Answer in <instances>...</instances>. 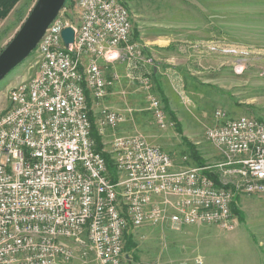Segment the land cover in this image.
Segmentation results:
<instances>
[{
  "label": "built area",
  "instance_id": "1",
  "mask_svg": "<svg viewBox=\"0 0 264 264\" xmlns=\"http://www.w3.org/2000/svg\"><path fill=\"white\" fill-rule=\"evenodd\" d=\"M68 1L37 45L39 71L10 91L0 116V264L71 262L87 247L99 264H127L125 235L132 228L233 229L236 195L264 194V121L218 111L206 137L220 161L178 167L144 134L115 136L124 115L102 105L94 123L103 140L111 139L109 151H98L90 110L119 78L107 77L100 61L123 59L135 69L144 58L125 3ZM69 26L75 37L66 45L62 32ZM140 80L157 126L169 128L174 122L150 74Z\"/></svg>",
  "mask_w": 264,
  "mask_h": 264
},
{
  "label": "rangeland",
  "instance_id": "2",
  "mask_svg": "<svg viewBox=\"0 0 264 264\" xmlns=\"http://www.w3.org/2000/svg\"><path fill=\"white\" fill-rule=\"evenodd\" d=\"M37 1L18 0L6 16L0 15V49L3 50L13 39ZM121 1L130 10L132 18L134 17L135 27L143 25L144 30L135 29L143 32L145 36V34L150 35L154 29H159L152 25L170 22L169 17L174 18L171 14L177 13L174 10L175 5L181 0H165L166 3L163 0ZM259 1L224 0L226 28L223 35L225 40L241 43L226 41L222 45L225 54V68L222 73L212 77V82L222 87H188L187 93L180 92L182 87H170L167 92L169 98L166 96L167 100L164 103L162 95L158 90L156 92L152 80L151 87L156 95H159L165 110L167 111V107H165L167 104L174 113L176 112L175 119L179 122L176 120L174 122L170 112L167 111L168 117L173 120L174 124L167 129H160L150 108L149 92L143 89L140 82H137L134 87L136 90L135 99H128L120 95L114 98L118 108L116 110L123 113L125 121L113 134L115 136L144 134L152 144L169 152L178 167L190 163L196 164V159L192 155H196L204 164L211 165L219 162L220 151L206 137L207 128L214 126L217 122L216 113L218 111L226 112L227 116L231 118L244 115L254 116L264 121V59L241 60L244 63V71L239 73L240 70L237 69L240 64L238 58L253 57L264 51V44L244 43V40L250 39L248 34L255 29H251V23H245L241 17L246 14L244 11L248 10L246 5L244 6L245 2L257 3ZM169 3H173L174 8L171 9ZM66 4L70 5V2L66 0ZM230 5L235 6L230 8ZM22 12H24L25 20L20 24L18 19ZM252 24L255 26V23ZM213 29H209L208 35L219 36L215 30L211 31ZM252 35L257 34L253 33ZM183 46L189 49L186 44ZM197 47V50H200L202 45H197ZM141 51L144 55H148L146 50ZM40 60L39 54L34 50L27 59L0 82V116L10 106V91L39 71ZM100 62L106 76L112 78L114 69L104 60ZM115 68L123 75L127 70V65L124 61H117ZM206 76L207 74L203 77L205 80L208 79ZM198 79L200 80V76ZM185 94L189 95V99ZM102 105L103 103H100L93 107L95 118H97L98 109ZM125 107H127L126 110H124ZM132 107L137 110H132ZM137 113H139L140 124L136 122V120L138 121ZM123 126L129 132L123 134L120 131ZM147 132L150 133V136H147ZM110 139L108 138V140ZM108 140L101 138L102 146L106 151L110 150ZM185 156L188 157V161L184 163ZM226 179L234 180L230 177H226ZM236 197L233 210V229L226 230L214 224L181 227L146 225L130 229L129 231L133 235L130 238L132 247L126 250L127 240H125L124 247L125 253L129 252L128 255L131 257L127 264H197V259H203L204 264H264V194L238 193ZM60 264L99 263L96 261L94 253L87 247L86 250H80L78 257L73 261Z\"/></svg>",
  "mask_w": 264,
  "mask_h": 264
},
{
  "label": "crops",
  "instance_id": "3",
  "mask_svg": "<svg viewBox=\"0 0 264 264\" xmlns=\"http://www.w3.org/2000/svg\"><path fill=\"white\" fill-rule=\"evenodd\" d=\"M170 5L171 9L174 8L173 3ZM234 6L230 5L229 7L232 8ZM244 6L248 10L244 11L246 14L241 17H243L242 19L245 23H251V29H255L248 34L250 39L244 40V43L264 44V0H260L257 3L245 2ZM174 10L177 12L176 14H171L174 18L169 17L170 22L167 24L157 23L152 25L159 29H154L150 35L145 34L144 36L143 32L141 33L137 30L139 28L144 30L143 25L138 27L134 25V39L141 44L142 50H146L148 55L142 53L144 60L135 69L129 67L123 59L107 63L114 69L112 70L114 75H119V78L107 98L101 102L104 106L118 109L114 98L119 95L128 99H135L136 90L134 87H136L137 82H140L142 86L140 78L146 74H150L156 92L157 87H161L168 98L167 92H169L170 87H182L181 93H187L188 87H222L212 82V77L222 73L225 68V54L222 45L226 41L241 43L234 40H225L226 38L223 35V31L226 28V5L224 0H181L180 3H176ZM163 19L162 21L165 23ZM252 23H255V26ZM210 28H214L211 31L215 30L219 36H209ZM253 33L257 35L253 36ZM184 44L189 49H186L183 46ZM197 45H202L200 50H197ZM238 59L240 64L237 69L240 70V73L244 71V63L241 60L264 59V51L257 53L253 57ZM117 61H124L127 65L125 74L121 75L115 68ZM205 74L208 77L206 80L203 78ZM199 76L201 81L198 79ZM186 98L189 99V95H186ZM134 109L132 107V110ZM138 114V121L136 120V122L140 124L141 121ZM120 131L123 134L129 132L124 126ZM147 136H150L149 132H147Z\"/></svg>",
  "mask_w": 264,
  "mask_h": 264
},
{
  "label": "water",
  "instance_id": "4",
  "mask_svg": "<svg viewBox=\"0 0 264 264\" xmlns=\"http://www.w3.org/2000/svg\"><path fill=\"white\" fill-rule=\"evenodd\" d=\"M66 0H38L27 19L0 52V82L36 50L46 29L57 17ZM66 45L74 42V28L66 27L62 32Z\"/></svg>",
  "mask_w": 264,
  "mask_h": 264
},
{
  "label": "trees",
  "instance_id": "5",
  "mask_svg": "<svg viewBox=\"0 0 264 264\" xmlns=\"http://www.w3.org/2000/svg\"><path fill=\"white\" fill-rule=\"evenodd\" d=\"M17 1L18 0H0V15H3V16H6L7 14H8V12H10L11 10H12V8L14 7V5L17 3ZM25 20V15H24V12H22V15L19 17V19H18V21H19V23L21 24L22 23V21H24ZM2 51V49H0V52ZM157 90H158V92L162 95V97H163V99H164V103H166V100H167V97H166V95H165V93H164V91L161 89V87H157ZM87 95H88V101H89V107H91V98H90V96H89V93H87ZM166 106L165 107H167V111H169L170 112V114H171V117H172V119L174 120V122H175V113L173 112V110L172 109H170L169 107H168V105L167 104H165ZM166 109V108H165ZM168 113V112H167ZM90 119H91V121H92V132H91V134H92V137L94 138V140H95V142H96V148H97V150L98 151H101L102 149H103V146H102V143H101V136L99 135V133H98V131H97V128H96V125H95V117H94V114H93V111L92 110H90ZM171 119V120H172ZM177 121V120H176ZM178 122V121H177ZM179 123V122H178ZM179 129L181 130V127H179ZM103 155H104V157H105V159H106V161H107V164H108V168H109V171H110V173L112 174V176H113V178L114 179H116V174H115V166H114V162H113V160L111 159V155L108 153V152H103ZM195 159H196V164L197 165H200V166H203V165H205L203 162H201L200 160H199V158H197V156L196 155H192ZM190 164H193V163H190ZM211 176L214 178V179H216L217 180V177L215 176V175H213V174H211ZM236 200H237V197L235 198ZM235 201V200H234ZM233 201V203H232V211L234 210V205L236 204L235 202ZM132 232L131 231H127L126 232V235H125V238H126V240H127V242L128 243H126V250H127V248H130V247H132V241H130V238H132ZM130 241V242H129ZM127 253V252H126ZM128 254H129V252H128ZM129 258H131V257H129Z\"/></svg>",
  "mask_w": 264,
  "mask_h": 264
}]
</instances>
